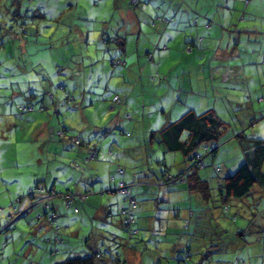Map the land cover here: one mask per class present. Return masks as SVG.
<instances>
[{"label": "rangeland", "instance_id": "rangeland-1", "mask_svg": "<svg viewBox=\"0 0 264 264\" xmlns=\"http://www.w3.org/2000/svg\"><path fill=\"white\" fill-rule=\"evenodd\" d=\"M43 1L30 2L29 10L23 6L22 16L18 19L19 22H27L28 33H22L15 27L9 31L10 20L17 15L10 19L7 15L5 5L12 4V0L0 1V20L3 19L5 25L9 23L7 31H0V219L4 220L8 212L15 213L13 204L17 196L26 195L29 186L37 179H41V184L46 180V185L54 184L57 190L62 191L73 188L76 182L82 183L81 178L84 180L83 173L86 172L80 164H85L87 153L78 155L77 146L56 136L58 129H64L70 135L92 136L91 145L99 147L94 162L101 182H107L108 165H111L108 161L116 158L108 154L110 147L119 151L116 159L120 161L115 163L128 165L129 172L134 170L126 157L127 151L123 149L125 143L143 144L142 149L145 144L151 146V159L154 162L157 158L159 160L158 164H153L156 175L164 167L162 157H166L171 171H177L180 164L187 161L179 152H166L156 139L149 138L152 131L158 137L164 113L161 107L153 110L155 106L145 103L153 97L158 98L155 94L161 96L163 103L166 102L167 91L178 95L176 100L184 103L188 89L189 93L192 91L187 98L188 105L195 104L199 111L212 108L225 121L217 139L216 152L206 154L205 165L199 169L200 176L208 179L212 187L213 196L209 203L217 205L216 188H213L217 177L234 172L244 162L246 153L252 149L253 138L264 139V32L254 35L246 31L249 29H243L249 24L264 31V0H171V5L170 0H138L135 3L134 0H54L59 5L58 16L54 15L53 9L48 11ZM166 7L170 10L200 9L201 17L208 18L213 27L211 45L203 48L195 45L194 52H191L185 49L183 37L171 40L168 47L163 43L156 45L160 34L154 31L161 21L154 25L151 22L153 19L161 20ZM33 8L44 10L49 17L31 16L36 12ZM130 9L137 10L130 15ZM25 10L27 16L23 15ZM151 14L152 20L149 18ZM236 21L241 23H232ZM138 23L150 36L144 37L138 31ZM221 31L225 33V40L231 41L228 49H221L231 54L229 61L224 63V70L234 72L226 80L214 75L221 61L218 57V45L223 40ZM82 33L87 38L82 37ZM249 34L252 39L256 36L258 43L251 41L253 45L249 46L247 41L243 42ZM8 36L12 38L9 43ZM120 37H124V51L114 40ZM105 39L108 42H104ZM237 39H240L239 43ZM260 43L261 47L258 46ZM146 51L152 52L153 57L149 60ZM116 57L125 59V65L113 66L110 61ZM249 57L251 62L247 60ZM113 94L120 95V117H116L117 108H109L114 102ZM31 102L37 106L34 110H20L21 105ZM41 104L44 107L39 109ZM177 114L178 110L174 108L172 115ZM126 131L130 134L126 135ZM238 132L243 135L236 136ZM202 147L200 145L198 150L202 151ZM137 150L142 152L140 147ZM115 167L117 164L111 166ZM142 167L145 168L140 165L137 168L140 170ZM217 167L221 168L219 172H216ZM119 191L94 192L88 196L97 195L95 201H111L107 220L93 216L91 211L85 210L87 206L79 212L61 206V199L54 198L62 211L61 219L66 220V223L61 221L66 226L65 241L58 245L80 254L88 252L89 247L99 249L108 259L116 254L122 258L127 246H132L143 254L145 264H157L156 261L178 264L187 240H180L175 246L176 233L173 230L165 233L163 229L168 222H173V213L171 217L165 212L159 215L161 219L155 217L152 229L141 227L137 234L128 233L118 224L119 207L123 202ZM177 192L188 203L186 208L179 209L178 219L179 227L187 228L184 232H189L191 257L188 264H202L198 263L197 238L189 229V207L197 208L198 200L194 193L190 194L185 189ZM148 194L151 201L155 193ZM250 200L254 203L250 204ZM87 201L83 200V203ZM137 202L148 203L142 199H137ZM211 222L212 231L218 232L210 236L208 244H218H212V259L207 253L204 264H264V193L254 199L249 194L248 199L246 196L243 200H233L229 211L219 213ZM13 228L0 234V264H29L31 260L40 261L41 258L44 259L41 263L46 264L52 258L51 245L43 243L41 237L34 239L37 252L31 251L32 257L26 254V249L22 251L25 240L19 247L18 241L22 237L4 238L3 235ZM76 229H79V234L73 236L71 231ZM37 231L43 235L42 228ZM13 232L21 230L16 228ZM144 234L147 235L142 238ZM230 238L233 241L227 245ZM44 249L45 256L42 255ZM58 252L56 256L51 255L55 259L68 255Z\"/></svg>", "mask_w": 264, "mask_h": 264}, {"label": "trees", "instance_id": "trees-1", "mask_svg": "<svg viewBox=\"0 0 264 264\" xmlns=\"http://www.w3.org/2000/svg\"><path fill=\"white\" fill-rule=\"evenodd\" d=\"M1 1V0H0ZM7 0H4V2ZM34 0H12V4L5 5V8L7 10V15L10 19V17L17 15V17H13L12 21L10 20V25L4 24V20H0V31H7V27L9 25V31H11V27H15L18 31H21L22 33H28L30 28L27 26V22L25 21H20L18 17L22 16L21 11L23 9V6L26 5V8L29 10L31 7V3ZM42 1V0H38ZM3 2V3H4ZM44 7L49 11L53 9L54 15L58 16L57 11H58V2L54 0H44ZM138 2V0H134V3ZM172 4V1L170 0V5ZM40 8V7H39ZM39 8L36 10V12H33L31 16H37L40 15V17L48 18L47 13L44 12V10L40 11ZM167 8V7H166ZM41 9V8H40ZM174 9V8H173ZM176 9V8H175ZM164 14L165 12L170 11V8L163 9ZM185 10L186 13H189L190 16L192 15V25L196 26L195 32L192 33L191 35L189 34L188 36L185 37L184 39V47L185 49H190V51H194V46L198 45L199 47L202 45L203 47H206L210 37L208 34H206V31L208 28H210L211 22H209L205 16L201 17V14L199 11L200 9H190V8H185L181 9ZM27 10L24 11L23 15L27 16ZM9 13L11 15H9ZM54 16V17H56ZM161 20L159 19H153L151 22V25H154L155 23L161 21H168L172 19V16H160ZM188 18V16H186ZM202 20V21H201ZM11 22L13 23V26H11ZM203 24V25H202ZM225 35L223 36V40L219 43V46H221L219 49H228L231 41L225 40ZM8 43L11 41V37L8 36ZM240 38V36H239ZM115 42L120 43L121 49L124 51V37L120 38H114ZM212 40V39H211ZM249 40V41H248ZM14 44L16 45V40L13 39ZM254 42L258 43V40L253 38V39H245L243 42ZM104 42H108L107 39L104 40ZM212 42V41H211ZM237 42H240V39H237ZM236 42V44H237ZM261 42V41H260ZM3 43V42H2ZM253 45V44H251ZM255 45V44H254ZM261 43L258 45L261 47ZM3 46V44H2ZM199 47H197L199 49ZM20 49V46L18 47ZM217 49V50H219ZM22 50V49H21ZM228 52V50H227ZM151 51H146V57L147 60L150 59V57H153ZM6 56V55H5ZM250 57L247 59L248 62H251L249 60ZM125 59L116 57L112 58L110 63L115 66V65H125ZM0 75H2V72H0ZM52 95V93H51ZM112 100L114 101L113 104L109 106L110 109L117 108V114H120V95L119 94H113ZM118 102V103H117ZM115 103V104H114ZM118 105V106H117ZM35 107H37L34 103H29V104H23L20 106L21 111H26V110H34ZM44 106L41 104L39 106V109H42ZM126 116V114H124ZM130 119V117L128 116ZM224 119L221 118L214 109L212 108H207L203 111L195 110L193 108L187 107L182 114H180L176 119L171 120L164 125H162L158 129V137H155V134L152 133L150 134V139L154 140L156 139L160 145H162L163 150L167 151H178L181 156L184 157V160L187 161V163L183 164L177 171H171V168L168 167L167 161H165L164 157L161 158L164 167L161 169L158 175L155 174L154 172V167L153 164L157 163L158 164V158L156 162H154L153 159H151V153H149V149L151 146H148L145 144L144 149L143 144L140 146L137 145L138 147L141 148L142 152H139L137 150V147L135 148L138 153H140L139 157H133L131 159L128 157L129 163L132 162V166L134 167V170L132 171L135 175H130L131 173L127 170L128 165L124 164L121 166L118 163L117 167L112 169L113 171H108V179L107 182L111 183L110 186L106 185L104 188L98 190V193H105V192H114L117 190H120V185L123 184L127 192H122L119 191L120 195L123 197V202L119 207V223L120 226L124 230H127L128 233L131 234H137L139 231H141V226L139 225V222L137 221V200H136V191L137 188H143L149 180L146 179L148 175L154 176V184H166L168 186H175V185H185L186 190L191 193V192H196L200 195L202 198V201L206 202L207 206V212L204 209V212H206V215L208 217V221H203L201 226L203 228V231L209 230L206 228H210L212 231L211 227L213 222L212 220H216L218 217L219 213H226L229 211L230 204L232 203L233 200H243L245 197L248 196L249 194L252 195V198H257L258 196L261 195V192L264 193V170H262V164L264 160V139L261 138H253V144H252V149L250 152L246 153V159L244 162H242L234 172L228 173L222 177L218 176L217 177V184L216 187L213 186L215 189V195H216V200L219 201L216 204H210L209 201L212 198V187L209 185L208 179L200 176L199 169L201 166H204V156L206 154H214L217 150V139L222 133L223 126H224ZM122 130L121 132H123ZM156 131V130H155ZM106 133V132H105ZM56 136L58 135L59 138L68 139V141L77 146L79 149L86 147L88 148L87 152V160H94L96 159L98 155V150L99 147L96 144L91 145V142L88 141V137L83 136V135H70L66 134L64 129H58L55 132ZM126 135H129L130 133L128 131L125 132ZM106 135V134H103ZM242 132H238L236 136L240 137L242 136ZM114 143V142H113ZM115 144V143H114ZM117 144V143H116ZM200 145H203L202 151L198 150V147ZM116 146V145H114ZM117 146H119L117 144ZM126 146V143H125ZM109 155H114L116 158H118L119 151L118 149L115 148L113 150V147H110L109 149ZM140 160V162H139ZM116 161H120L119 159H116ZM79 166V163H76ZM144 166L145 168L138 170V166ZM82 168H85L86 165H82ZM221 170L220 167L216 168V172H219ZM130 174H129V173ZM140 172V173H138ZM218 174V173H216ZM117 175L120 176V178H117ZM115 185V187H114ZM261 187L263 189H261ZM117 189V190H116ZM95 191H92L91 189H86L83 191H76L75 185L73 188L67 189L65 191L62 190H57L54 186L46 187L43 184H41V179H37L34 181L33 185H30L28 188V191L26 192V195H18L16 198V203L13 204V207H15V213L8 212L6 214L5 219H0V234L8 230L10 227L14 226V230L16 228H19L21 232L15 233L13 231L6 233L3 235L4 238L10 239V236H16L17 238H21L18 241L19 247L21 246V243L25 240V242L22 244H29L33 243V247L35 246L37 248V245L34 244V239L35 238H40L42 242L48 243L51 245L50 253L55 255L58 251V253H64L63 250V245H58L63 244L65 241L64 237V229L66 230V226L59 221L61 219V213L58 214V211L55 206H53L54 203V198H59L61 199V203L63 204L64 207L67 208H72L73 210L79 211L81 208H85L83 200H86V197ZM251 203H254V201L250 200ZM188 203H186L187 206ZM191 205V203H189ZM2 207L0 206V209ZM190 210H192L191 207H189ZM188 208V209H189ZM209 211V212H208ZM217 211V213L215 212ZM15 214V215H14ZM192 214L190 213V216ZM129 216H132V220L129 222L127 219ZM1 218V217H0ZM21 219L20 221H18ZM234 219V217H233ZM190 218H189V224H190ZM18 221V222H17ZM61 225H59V223ZM216 224L218 226V223L216 221ZM22 227H20V226ZM30 228H28L29 226ZM64 226V227H63ZM191 226V224H190ZM42 230L43 235H39L37 230ZM194 228V227H193ZM181 228H178L176 230L168 229L165 232L168 233L169 230H173V233H176L177 236L183 237L185 240H187V243L185 244V248L181 251L180 257L177 260L178 264H188V260L191 257V251L189 249V242H188V235L189 232H184L186 229L182 228L181 230L183 232H180ZM190 229V228H189ZM63 230V232H62ZM221 230V228H219ZM193 231V229H192ZM223 231V230H222ZM214 232V231H212ZM218 231L214 232L216 234ZM63 233V234H62ZM181 233V234H180ZM239 234V231L237 232ZM194 234V233H193ZM192 234V235H193ZM39 235V236H38ZM211 236V235H210ZM210 236L208 237L209 240ZM29 237V238H28ZM204 239V237H203ZM142 240V238L140 239ZM212 240V239H211ZM229 244L230 245L233 241V238L229 239ZM234 243V242H233ZM212 244H218L217 242L215 243H209L208 241L205 242L203 246H200L199 248H203L201 251H199V258H198V263L204 264L205 258H208V254L210 253V248L212 247ZM235 244V243H234ZM16 245V244H15ZM44 245V244H43ZM45 248L48 249L47 245H44ZM217 246V245H216ZM42 247V246H41ZM128 247V246H127ZM218 247V246H217ZM227 249L230 250V247ZM227 249L225 251L227 252ZM24 250V247L22 251ZM204 250V251H203ZM215 250V248H214ZM21 251V252H22ZM36 249H34V252ZM46 250L44 249L42 255L45 256L44 254ZM232 251V250H230ZM37 252V251H36ZM73 252V251H72ZM69 252L67 251L68 255L60 258V259H55V256H52L50 253V256L52 258H49L48 262L46 264H127V261L125 259V253L122 258L118 257V254L113 256V258L108 259L105 258V253L99 249L91 248L89 247V251L86 252L85 254H80V253H75V252ZM224 252V251H223ZM30 256H33V253H30ZM41 255H39L40 257ZM42 261L44 260L41 258ZM40 259V260H41ZM43 264L39 263L41 261L38 260H31L29 264ZM157 264H160L159 261Z\"/></svg>", "mask_w": 264, "mask_h": 264}, {"label": "crops", "instance_id": "crops-1", "mask_svg": "<svg viewBox=\"0 0 264 264\" xmlns=\"http://www.w3.org/2000/svg\"><path fill=\"white\" fill-rule=\"evenodd\" d=\"M136 10L137 9H134L132 11L130 9V11L128 10V12L130 15H132V13L135 12ZM163 13H164V10H163ZM165 13L166 14H164V16H172V19H170L168 21V23H166L167 21H164V22H160L159 25L156 26V29L154 32L156 34H160V37L156 40V43H157L156 45H161V43H163V45L165 47H168L170 41L176 40V39H178V37H183V42H184V39L186 36H188L189 34L191 35L192 33H194L196 31L195 30L196 26L192 25V23H193L191 20L192 15L190 16V14L186 13L185 10H181L178 8V9H172V10L167 11ZM137 14L138 13H135L136 17H138ZM152 15L153 14L149 15L150 20H152V18H153ZM186 16H188V18ZM142 19H145V18L143 17ZM138 20L140 21L139 18H138ZM232 23L233 24H239L241 22L236 21V22H232ZM237 28H239V27L237 26ZM212 29H213V27H210L206 31V34H208L210 37L206 46L211 45ZM243 29L244 30L249 29L246 31L253 33L254 35L258 32H260V33L264 32V31L257 30L256 26L254 28H252L251 26H249V24L244 25ZM138 31L140 33H142L144 35V37H146V35L150 36V33H148V31H146V28L141 23H138ZM142 31H144V32H142ZM221 34H222V36L225 35V33L223 31H221ZM81 35H82V37L87 38V35L85 36L84 33H82ZM251 37L252 36L249 34V36L246 39L251 40L252 39ZM250 45L251 44H249V46ZM197 51H200V50H197ZM191 52H194V51H191ZM230 55H231L230 52H227V50L226 51L220 50V52H219L218 57H221V61L218 63L219 65H217V64H215V65L220 66V67L216 66L217 67L215 70L216 74L214 72V75H220L221 80L229 79L230 78L229 75H234L233 70H224V68H225L224 63H227L229 61ZM187 91H188V93L186 94L185 97L188 98L189 94H191L192 91L190 93H189V91H190L189 89ZM166 93H167V101L164 103L161 101V96L158 94H155L156 96H158V98L153 97L151 100H149L145 103V105H148V106H155L153 108V110L161 107V110L164 113L163 119L161 120L162 125H164L165 123H167L171 120L176 119L180 114H182V112H184L186 110L187 107H190V108L197 110V106L195 104H189L188 105L187 98H185L184 103H183L180 100H176L178 95H175V94L168 92V91ZM170 93H171V95H170ZM179 97H180V95H179ZM174 108H176L178 110L177 115H172V110ZM119 112H121V109ZM116 117H120V115H116ZM115 125H118V124L115 123ZM86 137H88V141H91L93 139L92 136H90V135H88ZM136 147H138V146L133 145V144L126 145L125 148H123L127 151L126 157H130L131 159H133V157L134 158L139 157L140 153L137 152V150L135 149ZM87 152H88V148H86V147L80 148L77 151L78 155L79 154H86ZM174 152H178V151H174ZM174 156L177 157V159H179L178 155H174ZM115 159L116 158L114 157V158H112V160L108 161V164H111V165H108V167L111 171L113 169V168H111V166L113 167V164H115V162H114V161H116ZM173 159H174V157H173ZM94 160L92 159V161H91L89 159L88 160L85 159V164H80V166L86 165V167L84 168V171L86 173H83L84 180L82 178L80 179L82 181V183H77V182L75 183L76 191H83L86 189H91L92 191L98 192V190L104 188L106 185L110 186L111 183L106 182V180L104 182L103 181L101 182L99 180L100 179L99 171L97 170V164L94 162ZM164 160L167 161L166 157ZM91 162L95 163V164H92ZM181 166H183V162L180 164V167ZM55 172H57V171H55ZM130 173L129 174L131 176L135 175L133 172H130ZM146 179H148L149 182L143 188H137V191H136V197H137L136 200L142 199V200H145L146 202H148L145 204H142V203L140 204L137 202V207H136L137 211L136 212H137V216H138L137 221L139 222V225L141 227H144V229H146V228L152 229L154 218L157 217V218L161 219V217H159V215H161L163 212H165L166 214H169L168 217H171L172 213L174 216L172 215L173 222L172 223L168 222L163 229L166 231V230L171 229V228L173 230L180 228L179 227V221H178V219L180 218L179 217V209L180 208H186L187 202H185L184 198L180 197V193H178L177 191L184 190V189L186 190L185 185H179L178 184L175 186H168L166 184H164V185L154 184V181L156 179H154V176L152 177V175H148L146 177ZM45 181L43 182V185L46 187H50V186L46 185ZM95 183H97V184H95ZM50 185L55 187L54 184H50ZM67 189H70V188H67ZM149 192L155 193L153 198L151 199V201L149 199V194H148ZM192 193H194V192H191L190 194H192ZM194 195H195L196 199L198 200L199 204H198L197 208L190 210V212L192 214L191 216H189L191 219L190 220V224H191L190 230L193 229V232H194L193 235H195V237L197 238L196 241L198 242V245L200 247V246H203L206 241H209L206 239H208V237L210 235H213L214 232H212L210 230V228H206V229H209V230H206V233H205V231H203L201 224L203 221H208V217L206 215L207 206H206V202L202 201V198L200 197V195L198 193L195 192ZM88 196H91V195H88ZM88 196L86 197V200H88L87 203L86 202L84 203V206H87L88 208L85 210L91 211L93 213V216L95 215V216H98V217L103 218V219L106 218V220H107V218H108L107 215H108L109 210H110L111 201H107V202H103V201L101 202V200L95 201V198L98 197L97 195L90 197V198ZM97 202H99V203H97ZM56 203L57 202L55 201L53 203V206L56 207L58 214L61 213L60 215H62V211H60V206L57 205ZM60 203H61V201H60ZM61 206H63V204ZM204 209L206 212H204ZM163 210H165V211H163ZM156 212L158 215H155ZM61 221L63 223H66V222H64V221H66L65 219H60V222ZM165 233H167V232H165ZM71 234L73 236H78L79 229L72 230ZM146 235L147 234H144L142 236V238L146 237ZM203 237H204V239H203ZM176 239L177 240L174 241L175 246H176V243L179 242L180 240H185L183 237H179V236H176ZM201 239H202V241H201ZM234 245L235 244L233 243L232 244L233 249H234ZM23 247H24V249H26V254H29V255H30L31 251H33L35 249L33 247V243L32 244L31 243L24 244ZM63 250L65 253H67V251H71L70 249H67V247H63ZM201 250L202 249L199 248V251H201ZM73 252H75V250H73ZM138 252H139L138 249H136L135 247L128 246V248L125 251V259L127 261V264H145V259L143 257V254L142 253L139 254ZM213 253L214 252H210L209 259H212ZM44 254H46V252H44ZM158 256H160V254ZM40 261H42V259ZM39 263H41V262H39Z\"/></svg>", "mask_w": 264, "mask_h": 264}, {"label": "built area", "instance_id": "built-area-1", "mask_svg": "<svg viewBox=\"0 0 264 264\" xmlns=\"http://www.w3.org/2000/svg\"><path fill=\"white\" fill-rule=\"evenodd\" d=\"M120 190L122 192H127V189H126V187L123 184L120 185ZM131 220H132V216H129V218L127 219V221L130 222Z\"/></svg>", "mask_w": 264, "mask_h": 264}]
</instances>
